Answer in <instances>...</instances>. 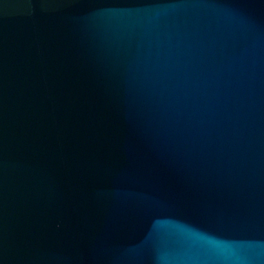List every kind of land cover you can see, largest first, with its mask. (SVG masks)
Segmentation results:
<instances>
[{"label":"water","instance_id":"95a60500","mask_svg":"<svg viewBox=\"0 0 264 264\" xmlns=\"http://www.w3.org/2000/svg\"><path fill=\"white\" fill-rule=\"evenodd\" d=\"M0 264H264V0H0Z\"/></svg>","mask_w":264,"mask_h":264}]
</instances>
